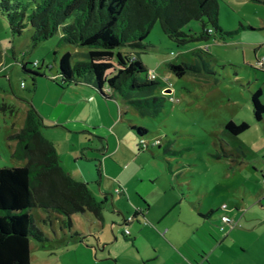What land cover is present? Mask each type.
<instances>
[{"label":"rangeland","instance_id":"374dc122","mask_svg":"<svg viewBox=\"0 0 264 264\" xmlns=\"http://www.w3.org/2000/svg\"><path fill=\"white\" fill-rule=\"evenodd\" d=\"M263 18L264 0H218V24L223 31L232 34L218 37V33H212L206 40L179 44L170 39L156 22L145 39L149 48L135 49L146 73L156 76L158 83L154 95L160 96L170 89L171 96L170 99L165 97L161 111L156 115L143 116L131 107L121 106L125 120L147 130L144 137L147 146L137 154L146 156L148 162L138 173H150V178L140 181L136 179L137 172L134 177L131 173L126 174L134 192L136 188L155 191L164 184L170 186L172 180L167 165L172 164L190 177V181H184V190L189 183L191 198L198 197L203 203L213 200L215 203V199L222 196L231 205L233 200L228 199L230 192L232 198L240 199L234 187L241 190L254 175L258 177L259 171H264V157L260 152L264 145V130L253 123L249 101V91L262 86L261 80L254 82V76L260 75L257 70L261 67L256 56L264 58ZM32 31L28 24L21 34L13 36L6 19L0 14V107L3 103L7 105L6 110L0 108V167L25 165V160L12 156L16 142L9 137L22 127L28 106H33L38 113L36 107H39L43 120L41 131L53 143L61 164L74 178L87 183L97 201L103 202L106 198L103 226L96 230L103 239L112 240L111 229L117 231L122 228L123 218L129 220L134 212L127 197L119 200L120 195L114 192L117 187L115 174L120 169L132 170L134 164L124 161L123 141L120 150H116L115 136L114 140L107 139L101 128L71 131L79 127L59 121L63 116L52 107L57 95L49 82L53 83L52 76L57 74L58 60L64 52L71 53L73 64L83 60L81 53L86 50L60 44L58 33L34 45L30 40ZM183 31L199 33L201 23L192 20L183 27ZM255 45H259L257 55ZM200 49L203 50L205 65L195 54ZM121 51L134 52L128 47ZM22 63H28L30 71L43 73L35 86L32 85V76L22 70ZM170 63H189L196 66L194 69L197 71H188L177 77L169 70ZM231 120L237 123L247 121L248 130L239 135L225 131L224 125ZM122 124L118 128L127 136L128 125L126 122ZM112 132L116 134L117 130ZM242 154L248 156L243 159V164L237 166L235 162L241 159ZM68 156L72 165L67 164ZM79 157L81 162L74 163L73 158ZM93 165H99L98 173H85V167ZM111 199L114 200L111 202ZM187 210L194 213L189 208ZM32 213L35 224L49 241L42 245L32 240L31 264H90V255L64 236L69 232L61 227L62 220L55 218L57 214L47 218L39 208H34ZM72 221L74 229L87 239L89 232H96L85 214H73Z\"/></svg>","mask_w":264,"mask_h":264},{"label":"trees","instance_id":"16d2710c","mask_svg":"<svg viewBox=\"0 0 264 264\" xmlns=\"http://www.w3.org/2000/svg\"><path fill=\"white\" fill-rule=\"evenodd\" d=\"M0 14L13 36L29 24L34 45L58 33L60 44L85 48L83 60L73 64L70 52L59 57L57 75L52 78L56 84L63 87L88 82L103 97L118 100L121 106L131 107L143 116L159 114L165 97L171 96L154 95L158 82L148 78L135 52L149 48L145 39L156 22L179 44L206 40L212 33H218V37L232 34L218 24V0H0ZM192 20L201 23L199 33L183 31ZM125 47L134 52L123 53ZM202 52L200 49L195 54L205 65ZM27 64H21L22 70L32 76L35 86L43 73L28 70ZM168 68L177 77L197 71L189 63H170ZM260 96V89L249 91L255 121L264 114ZM0 108L6 110L7 105L3 103ZM42 126L40 114L29 105L22 127L9 137L16 142L12 156L26 163L0 167V264H30V241L42 245L49 241L35 224L34 208L43 210L47 218L51 213L61 215L62 227L72 236L80 235L74 229L73 214L89 212L97 220L102 219V203L94 199L85 182L75 179L61 164L53 143L42 135ZM129 128L139 146L140 141L147 146L146 128L134 124ZM248 128L247 121L231 120L224 125V130L233 135Z\"/></svg>","mask_w":264,"mask_h":264},{"label":"crops","instance_id":"0c3cea01","mask_svg":"<svg viewBox=\"0 0 264 264\" xmlns=\"http://www.w3.org/2000/svg\"><path fill=\"white\" fill-rule=\"evenodd\" d=\"M255 46L254 52L256 53L259 45ZM76 53H79L78 49ZM257 59H259L258 56H256V61ZM261 59L263 60L262 66L256 69L260 75L254 76V82L261 80L262 86L253 90L260 89V101L262 100L264 104V58ZM52 82H49V86L57 95L52 102V107L58 109L60 116H63V119L59 121L65 124L71 122L79 127L71 131H81V128H101L104 132L103 136L107 139L114 140L116 137L117 151L120 150L123 141L124 161H131L134 164L132 170L120 169L115 174L117 183L115 189L119 188V192H114L120 195L119 200L127 197L132 203L134 212L129 221L123 218L122 228L117 231H114V228L111 229L112 240L111 238L103 239L102 234L96 230L103 226V205L107 203L106 198L103 202L94 198L102 203L101 220H97L89 212L85 213L90 225L96 230V232H89L88 239L79 231V236L64 233V236L69 241H73L76 247L84 249L90 255V264H264V171H259L258 177L254 175L242 186L241 190L234 187L233 190L239 194L240 199L232 198L230 192L228 199L233 200L231 205L222 196L215 199V203H212L213 200L203 203L198 197L191 198L189 183L186 184L187 190H184V181H190V177L172 164L167 165L172 180L170 186L164 184L155 191L136 188L134 192L129 186V178L125 176L131 173L134 177L137 172L136 179L147 181L150 173H138V171L144 169L148 159L143 154H137L139 150L144 149L139 146V140L129 128L132 122L127 123L124 119L118 100L103 97L90 83L85 81L70 83L63 87L53 80ZM36 108L39 113H42L39 107ZM123 122L128 125L127 136H124L125 132L122 134V129L118 128L123 125ZM253 123L264 130V114L260 121H255L253 118ZM116 130L117 133L113 134L112 131ZM41 133L45 137L42 131ZM146 149H149V146ZM260 152L264 157V145ZM247 156L242 154L241 159H237L235 164L237 166L243 164V159ZM70 160L68 156L67 164H70ZM73 161L74 163L81 162L80 157L73 158ZM97 168L99 165L87 166L85 173L88 175L98 173ZM72 176L74 177L73 174ZM175 185L178 186L177 189ZM174 190L177 193H174ZM217 193L220 194L219 191ZM112 200L114 199H111V202ZM222 204H226L227 210L221 209ZM188 208L194 213H190ZM211 211L210 215L205 216ZM53 214L55 213H51L50 216ZM223 214L229 215L235 221L234 227L228 228L224 225L220 219ZM55 218L63 219L61 215ZM223 225L224 229L220 230L219 226ZM125 229H128V234L124 233ZM56 236L57 233H55ZM32 242L31 240L29 244L30 251ZM82 242L85 243L84 246Z\"/></svg>","mask_w":264,"mask_h":264},{"label":"built area","instance_id":"2783aa9c","mask_svg":"<svg viewBox=\"0 0 264 264\" xmlns=\"http://www.w3.org/2000/svg\"><path fill=\"white\" fill-rule=\"evenodd\" d=\"M208 32L210 33L211 30L209 29ZM258 63H260V64L262 65V59H261V61H259ZM147 76H148V78H150V79H155V78H156V76H155L154 73H148ZM169 95H171V92H170ZM140 142H141V144H142V145H141V148H143V146H144V147L146 146L145 144L142 143L143 141H140ZM115 191H116V192H119V188L115 189ZM221 209H222V210H227V208H226V204H222V205H221ZM130 219H131V218H130ZM130 219H129V220H130ZM220 219L223 221L224 225H227V226H228V228L234 227L235 224H236L235 221H234L229 215H226V214L221 215ZM129 220H128V221H129ZM224 225H223V226H219V229H220V230H223V229H224ZM124 233H125V234H128V233H129L128 229H125Z\"/></svg>","mask_w":264,"mask_h":264},{"label":"water","instance_id":"95a60500","mask_svg":"<svg viewBox=\"0 0 264 264\" xmlns=\"http://www.w3.org/2000/svg\"><path fill=\"white\" fill-rule=\"evenodd\" d=\"M170 92H171V90H170V89H166V91L164 92V94H165V95H169V94H170Z\"/></svg>","mask_w":264,"mask_h":264}]
</instances>
